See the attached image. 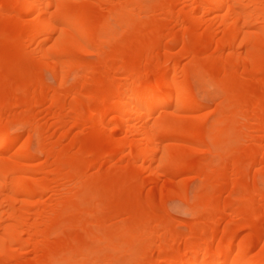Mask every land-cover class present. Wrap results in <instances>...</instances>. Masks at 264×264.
<instances>
[{"label": "bare ground", "instance_id": "6f19581e", "mask_svg": "<svg viewBox=\"0 0 264 264\" xmlns=\"http://www.w3.org/2000/svg\"><path fill=\"white\" fill-rule=\"evenodd\" d=\"M0 264H264V0H0Z\"/></svg>", "mask_w": 264, "mask_h": 264}, {"label": "rangeland", "instance_id": "374dc122", "mask_svg": "<svg viewBox=\"0 0 264 264\" xmlns=\"http://www.w3.org/2000/svg\"><path fill=\"white\" fill-rule=\"evenodd\" d=\"M47 74V73H46ZM49 74V73H48ZM46 75V77H47V79L50 81L51 79H50V76L49 75ZM199 87V86H198ZM197 86L195 87V91H194V93H195V95H196V97L200 100V102L201 103H203V104H209V103H211L213 100H212V88H214V87H204V90L203 89H200L201 87H199L198 88ZM214 89H216V88H214ZM210 90H211V92H210ZM209 91V92H208ZM214 91V90H213ZM216 91V90H215ZM210 93V94H209ZM214 94H215V92H213ZM211 105H212V103H211ZM196 182H195V180L193 181V180H191L190 181V190H194V188L196 187ZM192 190V191H193ZM192 191H189L188 193H192L193 194V192ZM190 195V197H193V195H191V194H189ZM188 197V196H187ZM179 198L178 197H176V199L174 198V199H172V200H168L165 204H166V210H167V212L169 213V215H171L174 219H176V220H178V221H180V222H184V221H188V220H190L191 218H190V216H189V213L187 214V208L185 207L186 205H183V203H182V201H179L178 200ZM189 200H191L190 198H188ZM175 200V201H174ZM180 202L182 203V204H180Z\"/></svg>", "mask_w": 264, "mask_h": 264}]
</instances>
